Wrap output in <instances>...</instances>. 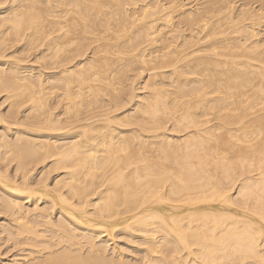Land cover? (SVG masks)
Wrapping results in <instances>:
<instances>
[{
  "label": "bare ground",
  "instance_id": "bare-ground-1",
  "mask_svg": "<svg viewBox=\"0 0 264 264\" xmlns=\"http://www.w3.org/2000/svg\"><path fill=\"white\" fill-rule=\"evenodd\" d=\"M0 235V264H264V0H0Z\"/></svg>",
  "mask_w": 264,
  "mask_h": 264
},
{
  "label": "rangeland",
  "instance_id": "rangeland-1",
  "mask_svg": "<svg viewBox=\"0 0 264 264\" xmlns=\"http://www.w3.org/2000/svg\"><path fill=\"white\" fill-rule=\"evenodd\" d=\"M2 107H3V106H2ZM2 107H1V108H2ZM1 237H2V236L0 235V240H1ZM4 242H5V241H4ZM6 244H7V242H6ZM4 245H5V243H3V241L1 240V241H0V254H1V255H0V259H2V258H4V257L10 258V259L16 258L15 256H14V257L11 256V254H12V250H14V249L10 250L11 253H10V251L7 253L6 251H8L9 248H8V249H5L7 245H6V246H4ZM5 250H6V251H5ZM128 250H129V253H130V249H128ZM128 250H127V251H128ZM5 252H6V253H5ZM126 253L128 254V252H125V254H126ZM3 254H4V255H3ZM2 255H3V256H2ZM128 255H129V254H128ZM10 256H11V257H10ZM129 256H131V255H129ZM12 257H13V258H12ZM17 258H18V256H17ZM17 258H16V259H17ZM19 258H20V257H19Z\"/></svg>",
  "mask_w": 264,
  "mask_h": 264
}]
</instances>
